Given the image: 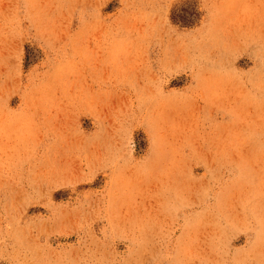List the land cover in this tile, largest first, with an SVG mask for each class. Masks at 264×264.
Returning a JSON list of instances; mask_svg holds the SVG:
<instances>
[{"label": "rangeland", "instance_id": "obj_1", "mask_svg": "<svg viewBox=\"0 0 264 264\" xmlns=\"http://www.w3.org/2000/svg\"><path fill=\"white\" fill-rule=\"evenodd\" d=\"M0 264H264V0H0Z\"/></svg>", "mask_w": 264, "mask_h": 264}]
</instances>
